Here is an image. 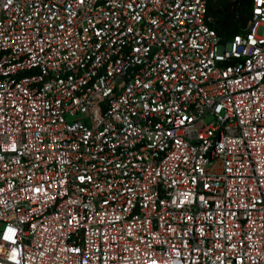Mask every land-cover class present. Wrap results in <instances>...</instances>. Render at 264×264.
Returning <instances> with one entry per match:
<instances>
[{
  "label": "built area",
  "instance_id": "1",
  "mask_svg": "<svg viewBox=\"0 0 264 264\" xmlns=\"http://www.w3.org/2000/svg\"><path fill=\"white\" fill-rule=\"evenodd\" d=\"M208 6L0 0V264H264V3Z\"/></svg>",
  "mask_w": 264,
  "mask_h": 264
},
{
  "label": "trees",
  "instance_id": "2",
  "mask_svg": "<svg viewBox=\"0 0 264 264\" xmlns=\"http://www.w3.org/2000/svg\"><path fill=\"white\" fill-rule=\"evenodd\" d=\"M212 25L224 39L245 30L252 17V0H209Z\"/></svg>",
  "mask_w": 264,
  "mask_h": 264
},
{
  "label": "snow or ice",
  "instance_id": "3",
  "mask_svg": "<svg viewBox=\"0 0 264 264\" xmlns=\"http://www.w3.org/2000/svg\"><path fill=\"white\" fill-rule=\"evenodd\" d=\"M9 2H10V0H9ZM260 2L264 3V0H260ZM81 179H83V177H81ZM37 191H39V189H37ZM7 231H8V235L4 236L3 239L5 241H10V242L14 243L15 241H14L13 237L15 235L16 230L14 228H8Z\"/></svg>",
  "mask_w": 264,
  "mask_h": 264
}]
</instances>
